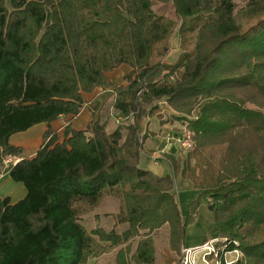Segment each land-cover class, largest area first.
Segmentation results:
<instances>
[{"label": "trees", "instance_id": "obj_1", "mask_svg": "<svg viewBox=\"0 0 264 264\" xmlns=\"http://www.w3.org/2000/svg\"><path fill=\"white\" fill-rule=\"evenodd\" d=\"M171 3L176 19L155 12ZM0 0V173L23 183L14 203L0 197V264H94L115 249L116 264H154L152 233L168 227L180 255L185 225L173 191L176 174L201 189L213 215L208 236L217 257L239 250L233 264H264V0ZM176 32L179 52L165 62ZM130 67L113 105L126 120L108 131L100 118L70 126L84 93L105 85V72ZM163 99L186 121L193 146L172 174L139 166L146 117ZM251 105V106H249ZM67 116L48 128L31 158L9 136ZM163 124V118H159ZM123 128L125 129L123 131ZM106 194L118 199L120 233L87 230L80 215ZM137 238L131 251L132 240ZM219 254V255H218Z\"/></svg>", "mask_w": 264, "mask_h": 264}, {"label": "rangeland", "instance_id": "obj_2", "mask_svg": "<svg viewBox=\"0 0 264 264\" xmlns=\"http://www.w3.org/2000/svg\"><path fill=\"white\" fill-rule=\"evenodd\" d=\"M234 1L236 3L235 12L237 13L236 14L237 19H239L241 22L247 21V17L245 16V11H246L245 7H246L247 0H234ZM153 8L155 12H157L158 14H163L173 20L176 19L175 14H174V9L171 3L167 5L155 3L153 5ZM169 42H170V47H169V51L167 55L165 56V59H164L165 62H170L176 59L178 52L180 51L178 47V38H177L176 32H174L171 35V37L169 38ZM121 65H122L121 67L128 68L129 70L120 73L119 76H114L110 78L108 76L109 74L105 72V78L107 82L105 83V85L100 86L101 88H105L109 86L110 84L112 92L105 91V93L103 94H106V96H104L103 100L101 99L102 101L96 100V102H93V103L91 102L90 104H88L89 108L93 110L94 115H96V110L99 107L98 112L100 113V111H103V113L107 114L106 116L110 118V122L111 123L114 122V124H117V126L118 125L124 126L126 124V120L125 118H123V116L120 113H118L113 108L112 98L117 93V90H116L117 88L125 86L128 83V79L126 75L130 71V67L128 65H125V64H121ZM117 70L118 69L116 70L114 69L115 72ZM156 105L158 108L157 110L158 115L157 116L155 115L156 122H158V119L160 117L163 118V123H165L166 126H165V129L162 131V133L165 135L166 141L164 143L163 139L155 136L157 134L156 129H155V133L147 130L149 134L145 138L142 148L146 150H150V149L159 150L164 143L165 144L164 149H162L163 153L161 156H158V154H161V151H160L158 152V154L154 153L152 155H148L149 156L148 157L147 155L146 156L144 155V152H140L139 166L143 168H147V167L151 168L155 172L161 171V172H166L168 174H172V167H171V164L169 163L170 160L168 159L166 155L169 154V156L171 155L172 157H174V159L177 160L179 166H181V164L184 161L185 156L188 154L189 150L191 149V148L190 149L183 148L181 143L178 140L176 141L173 140L172 137L181 138L184 136L183 135L184 130H188V129L185 125L186 121L182 119L172 118L173 115L171 116L170 114H172L174 111L166 104V102L163 99L158 100L156 102ZM174 115H176L175 112H174ZM95 117L99 118V116H95ZM118 117H122V118H120V120H117ZM146 118L143 119L142 125L145 122ZM100 121L103 122L105 125V121H102V119H100ZM148 127H149L148 129H154L151 124ZM124 130L125 129L123 128V131ZM165 148H167L168 150ZM153 156H157V158H153ZM158 158L162 160V162L160 163L159 166H155V163L152 161V159L157 160ZM4 165L5 164H3V166ZM173 179H174L173 180L174 195L177 200L179 210L183 217L187 216L190 213L191 205L193 201H195L198 198L197 200L199 203L196 208L197 210L196 217L194 218V220H191L185 225L184 241L186 245L190 241H193V240L200 241L204 234L209 233V230L211 229L212 224H213V215H212V212L208 209L207 199L200 197L201 189H196L195 187H193L192 182L189 178L187 179H189L190 184L188 183V181L182 180L180 174H176ZM118 205H119V202L115 196L111 194H106L97 207L92 208L82 213L80 215L79 221L88 231L93 228H101L106 232L112 230L114 232L120 233L122 232V229L127 226V223L124 224V223L116 222L115 215L118 211ZM164 227L161 226L160 228L155 230L151 235L153 238L154 247H155V255H156L154 264H162L163 256L164 255L167 256V254H170L168 251L169 250L168 249V230L167 232H165L166 229ZM212 238L213 237L208 236L206 241ZM136 240L137 238L131 241L132 242L131 251H133L135 248ZM202 243H204V241L200 242V244ZM115 249L116 248L110 249L96 256L90 255L87 258V263L116 264L115 263ZM183 255H184L183 252H181L180 255L179 254L176 255L175 256L176 261L174 264H181L180 262H181V258L183 257ZM239 256H240L239 250H226L223 252L222 258L221 257H218V258L222 262L231 261V260L236 261V259ZM165 258L167 259V257ZM195 258L197 262H201L200 254L195 255Z\"/></svg>", "mask_w": 264, "mask_h": 264}, {"label": "crops", "instance_id": "obj_3", "mask_svg": "<svg viewBox=\"0 0 264 264\" xmlns=\"http://www.w3.org/2000/svg\"><path fill=\"white\" fill-rule=\"evenodd\" d=\"M121 66L122 65H120L117 68H114L115 70L118 69L116 72L114 71V69L106 72L107 74H109L108 75L109 78L114 77V76H119L120 73L129 70L128 68L121 67ZM105 91H111L112 92L110 84H109V86H107L105 88H101L99 86V87H96L93 92L84 93V103H83V106L81 108V111L76 116L71 118V121H70V126L73 129H75V130L84 129L86 127V125L88 124V122L93 120V118L95 116H99V118L102 119V121H105V126H106V129L108 131L113 130L117 126V124H114V122L113 123L110 122V118L108 116H106L107 114H104L103 111H100V113L98 112L99 107L96 110V115H94L93 110L91 108H89V106H88V104H90L91 102L93 103V102H96V100H101V99L103 100L104 96H106V94H103V93H105ZM114 97L115 96H113V98H112V102H114ZM112 105H113V103H112ZM113 108L116 110L114 105H113ZM170 113H172V112H170ZM155 117L156 116L147 117L145 122L143 123V125L141 127V131L144 132V130L146 129V130H149V131L155 133V129H156L157 134L155 136L163 139L164 143H165L166 137L162 133V131L165 129L166 124L165 123L160 124L159 120H158V122H156ZM66 118H67V116L61 115L56 120L51 121L50 123L39 122V123H36V124L30 126L29 128H27L23 131L14 132L9 136V142L13 145L21 147L23 157L31 158L35 155L37 149L41 146V144L43 142V136H44L45 131L48 128H50L52 130L57 131V133L60 134L61 130H62V125L65 123ZM153 121H155V122H153ZM150 124L153 126L154 129H148L149 128L148 126ZM164 143L159 150H156V149L146 150V149L142 148L141 152H144L145 156L146 155L147 156L152 155L154 153L158 154V152H160V151L163 153L162 149H164V145H165ZM143 144H144V142H143ZM165 149H167V148H165ZM162 153L158 154V156H161ZM8 159L10 160V163L3 166L2 171L0 173V197L1 198L8 197L9 202L14 203L17 200L21 199L25 195L26 189H25V186L23 185V183L18 182V181H14L9 176V173H8L11 165L15 161H17L18 158L15 156H9ZM152 161L155 163V166H159L160 163L162 162V160H160L159 158L157 160L152 159ZM146 169L151 170L154 174H156L158 176L168 174L166 172H161V171L155 172L151 168H148V167ZM181 179L184 181H188V183L190 184L189 179L183 178V177H181ZM124 224H126V223H124ZM163 227L166 229L165 232H167V230H168L167 226L163 225ZM126 228H127V226L125 228H123L122 231L125 230ZM201 240H202V238H201ZM201 240L200 241H196V240L190 241L187 245L185 244V241H184L183 244L181 245V249L184 247L196 246V245L200 244ZM168 251L170 254H167V256H165V255L163 256L162 264H174L176 261V258H175L176 254L170 250H168ZM180 252H181V250H180ZM165 257H167V259Z\"/></svg>", "mask_w": 264, "mask_h": 264}, {"label": "built area", "instance_id": "obj_4", "mask_svg": "<svg viewBox=\"0 0 264 264\" xmlns=\"http://www.w3.org/2000/svg\"><path fill=\"white\" fill-rule=\"evenodd\" d=\"M122 117H118L117 120H120ZM183 137L181 138H174L173 140H178L183 148H192L193 140L191 137V133L188 130H184ZM162 153V152H161ZM153 158H157V156H153ZM10 162L8 157L4 160V164L7 165ZM4 165V166H5ZM216 239L212 238L210 240L205 241L200 245H196L193 247H184L181 249V252L184 253L183 257L181 258V264H233L234 261H220L217 257V253L214 247V243ZM201 255V262H197L195 255Z\"/></svg>", "mask_w": 264, "mask_h": 264}]
</instances>
